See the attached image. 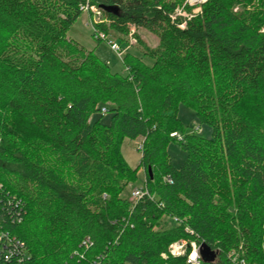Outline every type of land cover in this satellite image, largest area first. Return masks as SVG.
Wrapping results in <instances>:
<instances>
[{
  "label": "trees",
  "instance_id": "1",
  "mask_svg": "<svg viewBox=\"0 0 264 264\" xmlns=\"http://www.w3.org/2000/svg\"><path fill=\"white\" fill-rule=\"evenodd\" d=\"M185 1L0 0V223L25 264H188L179 241L205 246L200 264H264V0H206L189 19ZM86 4L119 45L131 27L154 39L135 36L125 76L67 36ZM180 105L210 138L184 132ZM103 108L109 124L90 122ZM137 139L131 168L120 146Z\"/></svg>",
  "mask_w": 264,
  "mask_h": 264
},
{
  "label": "rangeland",
  "instance_id": "2",
  "mask_svg": "<svg viewBox=\"0 0 264 264\" xmlns=\"http://www.w3.org/2000/svg\"><path fill=\"white\" fill-rule=\"evenodd\" d=\"M191 0H186L181 8L176 10V14H181L188 19L191 18L193 15H196L200 12L201 2H195ZM189 6L191 10L188 12H184L185 6ZM101 15V13H100ZM102 17L97 16L96 13L92 12H83V14L79 17V19L74 23L71 27L70 31L68 32V37L75 40L76 42L80 43L85 49L87 50H95V55L104 63H106L111 72L118 73L122 76L127 74V69L122 63V59L124 58L127 51L136 53L137 44L135 36L138 35L141 37L143 41H145L148 45H154V39L147 33H143L141 30H135L134 34L129 33L127 36V42L125 45H120L123 49L122 59L118 58L116 54H114L106 42H96L93 39L92 34V27L91 24L93 21L99 22L101 21ZM132 29V27H131ZM264 32V28L262 30ZM115 37V36H114ZM115 41V40H114ZM118 43V42H117ZM119 44V43H118ZM101 117V123L103 125H108L110 121V114L109 113H96L91 116L90 122H94ZM178 118L181 121L183 130L186 134L195 133L203 138H210L211 136V129L209 126L200 124L194 111L184 105H180L178 108ZM141 139H137L135 141L124 140L120 146V152L123 156L126 163L131 168H136L140 162L141 153L138 150L139 145L141 144ZM167 154L171 164L174 167H180L186 158V153L182 150L178 142H171L167 147ZM145 172L144 170L140 169L138 172V181L134 185L128 186V188L124 191L123 197L130 198L131 192L134 191L137 187L143 186L145 184ZM172 222L167 219L163 218V224L161 226L162 229L172 227ZM193 243V242H192ZM185 251V255L188 254ZM229 257L232 258V261H237V255L234 253L229 254Z\"/></svg>",
  "mask_w": 264,
  "mask_h": 264
},
{
  "label": "built area",
  "instance_id": "3",
  "mask_svg": "<svg viewBox=\"0 0 264 264\" xmlns=\"http://www.w3.org/2000/svg\"><path fill=\"white\" fill-rule=\"evenodd\" d=\"M193 1L195 2L199 1L201 3L206 2V0H193ZM81 10L83 12H89V11L92 13L94 12L96 13L97 16H101L100 12L96 8L89 7L87 4L81 7ZM180 15L181 14H178L177 16ZM93 23H97V22L93 21L91 24L94 37L102 42H106L110 50L114 54H116L118 58L122 59L123 49L121 48V46L116 41L106 37L103 33L96 32L93 27ZM130 32L134 34L135 29L132 28ZM101 112L105 113L106 109L103 108ZM171 137H175L178 140L182 139V137L177 135L176 133H172ZM140 148H141V144L139 145V149ZM165 181L170 183L169 179H165ZM144 196H148V193L145 189V185L137 187L134 191H132L129 200L131 201L132 204H136ZM8 201L9 204L14 205L16 208L22 209V207L20 206L21 205L20 201H17L14 197L8 198ZM20 221L21 220H18L17 223H20ZM173 222L177 223L178 220L173 219ZM262 237L264 239V221L262 224ZM88 241L89 240L84 241L82 244L86 247L89 244ZM186 248H187V244L184 241L175 242L170 245L169 253L172 256H183L185 255ZM199 252H200V246L194 242L190 243V251L188 252V254H186L187 263L200 264ZM26 254L27 251L25 249L24 244L19 240H17L15 237L10 236V234L7 231L3 230L2 224L0 223V264H25Z\"/></svg>",
  "mask_w": 264,
  "mask_h": 264
},
{
  "label": "water",
  "instance_id": "4",
  "mask_svg": "<svg viewBox=\"0 0 264 264\" xmlns=\"http://www.w3.org/2000/svg\"><path fill=\"white\" fill-rule=\"evenodd\" d=\"M108 11H109V9H107ZM148 175L150 176V178H152V175H151V170L150 169H148ZM203 248H205V246L204 245H202L201 247H200V251H202L203 250Z\"/></svg>",
  "mask_w": 264,
  "mask_h": 264
}]
</instances>
